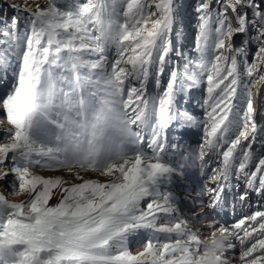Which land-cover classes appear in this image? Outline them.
Instances as JSON below:
<instances>
[{
	"label": "snow or ice",
	"instance_id": "obj_1",
	"mask_svg": "<svg viewBox=\"0 0 264 264\" xmlns=\"http://www.w3.org/2000/svg\"><path fill=\"white\" fill-rule=\"evenodd\" d=\"M8 7L0 187L27 199L0 191V264H264V138L253 148L264 132V0H195V56L179 43L176 0ZM166 71L162 94L147 95ZM201 85L203 120L176 107ZM189 127L203 129L195 149L180 142ZM192 169L203 183L185 214L172 186ZM252 194L258 209L236 218ZM225 212L233 220L221 223Z\"/></svg>",
	"mask_w": 264,
	"mask_h": 264
},
{
	"label": "rangeland",
	"instance_id": "obj_2",
	"mask_svg": "<svg viewBox=\"0 0 264 264\" xmlns=\"http://www.w3.org/2000/svg\"><path fill=\"white\" fill-rule=\"evenodd\" d=\"M47 2H48V0H29V3L32 4L33 8H35L36 4H40V6H42V7L46 6ZM68 2H69V0H60V4L64 7L67 6ZM80 2L83 3V2H85V0H80ZM176 2H177V4L182 5V7L180 8V16H181L182 24H183V29H182L183 36L179 40V43L183 45L185 52L191 53L193 56H195L194 48H195V38L197 35V30H196V17L193 13V10H192L193 5L195 3V0H176ZM9 3H20V0H0V18H10L12 15H14V12L12 11V9H10L8 7ZM213 6L215 7V0H213ZM241 39H242V37L240 35H237L235 37L236 43L239 44ZM111 51L114 53V49H111ZM111 59H112V56H109V60H111ZM251 59H252V57L249 56V61H251ZM167 76H168V73L166 71L165 77H167ZM165 81H167L166 78H165ZM11 82H12L11 74H9L7 82L0 85V96L4 95V93L8 89ZM166 84H167V82H166ZM166 84H165V87H166ZM150 94L152 97L157 96V94L153 90L150 91ZM204 97H206V85H201V86H198V87L190 90V92L188 93L187 96H185L184 94L178 95L177 96V102H178L177 105L179 106V109L184 108L183 110H187L188 112L197 116L199 119L203 120V119H205V113H204V110L199 106V104ZM261 97H264V91L261 92ZM4 117H5L4 111L0 110V120H3ZM257 122L261 128H264V107L261 108L260 113L257 115ZM175 126L176 125L173 124L172 125L173 130H170L168 133V138H169L170 143L174 142L175 139L177 138L175 136V133H174ZM6 127H8V125H7L6 120H4L3 123H0V129H4ZM196 129H197L196 131L200 132V133H198V135L202 136V138H203V129L202 128H196ZM196 131H195V133H196ZM3 137H4V132L0 131V143L7 142ZM260 138H264V132H260L258 134V141H257V143L253 144V148L256 149L257 151L260 150V144H259ZM180 142H181V144H183L186 147H189L191 149H195L202 142V139L198 138V140H195L192 142V141H190L189 138L188 139L181 138ZM143 147L150 154V150H148L147 147L144 145H143ZM213 166H215V165H213ZM33 171L36 174L43 175L45 177L56 176V175H65V173L61 170L53 171V170H44V169L36 168V169H33ZM209 173H210V169H209ZM83 175L85 176V178H93L95 176V174H93V173H86ZM8 179L11 180L12 178L9 177ZM100 179L103 180L105 178H100ZM75 182H79V181H75ZM201 184H202V182H201V179H200L197 171L195 169H192V170H189L188 177L186 179L177 180L176 183L172 186L174 192L176 193V195L180 201L181 210L185 214H190L193 210H197V209H194L193 206L189 202L195 197L196 191L199 189ZM0 191L5 192V195H7L8 198L10 200H13V201L18 202L20 200L27 199L26 194L8 195L10 189L8 188L7 181L3 182V187H0ZM254 202H258V198L255 194H252L251 198L249 200L250 207H251V204ZM50 203H52V204L56 203V199L53 198L50 201ZM250 207H248V208H250ZM251 211H255V209L250 210L248 214H250ZM211 215H212V213H211ZM240 216H238L237 218H239ZM197 225H198V227L200 226L199 224H197ZM201 239H209V235L203 233V235L201 236ZM130 250L133 252L141 250L137 245L136 239L131 240Z\"/></svg>",
	"mask_w": 264,
	"mask_h": 264
},
{
	"label": "bare ground",
	"instance_id": "obj_3",
	"mask_svg": "<svg viewBox=\"0 0 264 264\" xmlns=\"http://www.w3.org/2000/svg\"><path fill=\"white\" fill-rule=\"evenodd\" d=\"M165 75H166V72L164 73V75L160 78V80H161V83H160V85L159 86H157L156 85V83H155V78L154 77H151L150 76V78H149V81L147 82V85H146V87H147V95H149V96H151V94H150V91L151 90H153L156 94H157V96L158 95H161L162 94V92H163V90H164V87H165V84H166V82L167 81H165V78L168 80V76L167 77H165ZM178 103V102H177ZM177 108H179V106L177 105L176 106ZM184 109V108H183ZM183 109H181V110H183ZM176 127V126H175ZM197 129L196 128H191V127H189V128H185V129H183L182 131H183V135H182V138H186V139H190V141H195V140H198V138L199 139H203L202 138V136H199L198 135V133H200L199 131H196ZM195 131H196V133H195ZM144 146H146V144L144 145ZM192 146V145H191ZM202 183H203V181H201ZM191 187V186H190ZM188 191V190H187ZM194 192V191H193ZM251 198V197H250ZM250 204V203H249ZM253 209H255V210H257L258 209V202H254V203H252L251 204V207L250 208H248V206H244V207H238L237 208V213H236V218L238 217V216H240V215H242V214H245V213H249V211L250 210H253ZM186 210V209H185ZM230 211V210H229ZM188 212V211H187ZM212 215H214V213H212ZM211 215V213L209 214V216H212ZM233 220V217L231 216V215H229L228 213H222V216H221V223H224L225 221H229V222H231ZM208 223H211V221L209 220V221H207ZM200 226L199 227H203L202 226V224H199ZM197 227H198V225H196ZM203 233L204 234H207V235H209V239H211V236H210V233H209V231L207 230V229H203Z\"/></svg>",
	"mask_w": 264,
	"mask_h": 264
},
{
	"label": "clouds",
	"instance_id": "obj_4",
	"mask_svg": "<svg viewBox=\"0 0 264 264\" xmlns=\"http://www.w3.org/2000/svg\"><path fill=\"white\" fill-rule=\"evenodd\" d=\"M209 264H213V262L209 261Z\"/></svg>",
	"mask_w": 264,
	"mask_h": 264
}]
</instances>
